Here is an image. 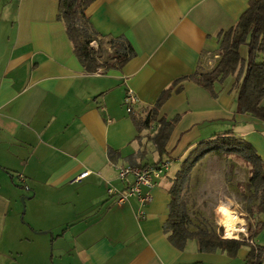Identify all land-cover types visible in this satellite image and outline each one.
Here are the masks:
<instances>
[{"label":"crops","instance_id":"1","mask_svg":"<svg viewBox=\"0 0 264 264\" xmlns=\"http://www.w3.org/2000/svg\"><path fill=\"white\" fill-rule=\"evenodd\" d=\"M249 1L94 0L85 14L102 51L108 55L107 40L122 36L135 55L119 69L89 73L57 19L58 0H0V242L23 225V194L29 231L12 235L25 249L0 250V264L245 263V245L229 257L200 252L194 240L182 250L170 243L167 173L143 188L151 196L143 206L135 197L117 204L107 188L121 191L133 181L120 180L117 167L163 160L180 167L199 141L219 132L248 141L264 161V121L235 112V76L215 82V95L184 78L212 70L218 34ZM246 50L239 47L242 58ZM170 85L156 118L179 119L160 155L150 138L156 125L138 132L134 120L144 119ZM128 88L138 97L131 113L123 102ZM150 143L156 156L149 161ZM258 220L251 241L263 244L264 213Z\"/></svg>","mask_w":264,"mask_h":264},{"label":"trees","instance_id":"2","mask_svg":"<svg viewBox=\"0 0 264 264\" xmlns=\"http://www.w3.org/2000/svg\"><path fill=\"white\" fill-rule=\"evenodd\" d=\"M93 1L58 0L57 19L63 23L66 35L72 44L73 53L86 72L119 69L135 55V51L124 37L110 38L107 44L111 52L104 60L100 59L103 42L85 14L86 8ZM218 37L219 58L212 70L196 71L184 78L192 79L215 95L213 89L215 82H223L227 77L235 76L237 91L235 112L248 114L264 121V0H250L247 9L240 15L237 22L220 32ZM92 41L97 42V49L91 45ZM241 45L247 48L245 58H242L239 53ZM184 78L176 80L172 85ZM171 89L170 85L160 93L153 108L144 119L134 120L138 132L156 125V131L150 138L160 155L165 153L166 142L174 124L179 119V115L169 120L156 118L158 108ZM154 122L156 124H151ZM211 153L240 159L248 166L249 177L245 187L251 190L258 201L251 209L255 227L247 228L248 237L245 240L223 238L222 228L218 231L208 226L190 229L191 218L186 211L182 192L194 166ZM168 193L170 195L169 214L164 224V231L174 247L182 250L188 241L194 240L200 252L222 251L229 257H235L238 249L245 245L249 249L244 264H264V243L256 244L251 241L262 226L258 220V214L264 213V161L251 143L231 132L215 133L210 138L199 141L181 162Z\"/></svg>","mask_w":264,"mask_h":264},{"label":"rangeland","instance_id":"3","mask_svg":"<svg viewBox=\"0 0 264 264\" xmlns=\"http://www.w3.org/2000/svg\"><path fill=\"white\" fill-rule=\"evenodd\" d=\"M100 55L101 60L107 56L102 50ZM150 145L152 146L151 143L146 146V158L149 161L156 156ZM178 164L171 162L167 176L174 177L179 168ZM248 177V166L240 159L213 153L203 157L192 169L188 183L182 192L186 211L191 218L190 229L208 226L218 231L219 228H222V234H224L225 229L221 221L226 216L233 215L239 217L237 226L241 227L248 235L247 228L253 229L255 227V219L251 215V209L258 201L251 190L245 187ZM24 197L26 195H20L17 200L18 218L23 225H20L21 227L16 231H10V229L6 231L4 240L0 242V250L25 249L24 245L16 239H12L16 233L19 235L29 233L27 227H24L28 219ZM237 237L243 239L245 234L234 233L233 238Z\"/></svg>","mask_w":264,"mask_h":264},{"label":"built area","instance_id":"4","mask_svg":"<svg viewBox=\"0 0 264 264\" xmlns=\"http://www.w3.org/2000/svg\"><path fill=\"white\" fill-rule=\"evenodd\" d=\"M91 45L97 49V42L92 41ZM100 71V70H98ZM96 71V72H98ZM124 106L127 112H133L134 106L138 102V97L134 93V91L130 88L126 90L124 99ZM169 160H163L155 164L145 165L142 167H134V166H120L117 167V177L120 180H124L127 176H132L133 181L127 185V187L121 191L117 190L113 186H109L107 188V192L109 195L115 197V201L117 204H122L127 201L131 197H135L141 206L145 205L147 202L151 200V196L149 192L143 191V188H151L157 184L158 180L164 176L169 169ZM88 172H84L78 178L83 177ZM138 216L143 217V212L140 211L137 213ZM223 238H226L225 230L224 234H222ZM247 234H245V238L247 239ZM238 239V238H237Z\"/></svg>","mask_w":264,"mask_h":264},{"label":"bare ground","instance_id":"5","mask_svg":"<svg viewBox=\"0 0 264 264\" xmlns=\"http://www.w3.org/2000/svg\"><path fill=\"white\" fill-rule=\"evenodd\" d=\"M227 215V214H226ZM225 217V216H224ZM235 219L236 217L233 216V215H228L226 216L224 219H223V222H222V225L225 229V234H226V237L228 238H233V234L234 233H243V234H246L245 231H242L240 232V228L239 226L236 225L235 223ZM229 233H231V237H229ZM238 238V237H237Z\"/></svg>","mask_w":264,"mask_h":264},{"label":"clouds","instance_id":"6","mask_svg":"<svg viewBox=\"0 0 264 264\" xmlns=\"http://www.w3.org/2000/svg\"><path fill=\"white\" fill-rule=\"evenodd\" d=\"M240 223H243V221H240ZM240 231H243V229L241 228ZM229 237H231V233H229Z\"/></svg>","mask_w":264,"mask_h":264},{"label":"water","instance_id":"7","mask_svg":"<svg viewBox=\"0 0 264 264\" xmlns=\"http://www.w3.org/2000/svg\"><path fill=\"white\" fill-rule=\"evenodd\" d=\"M23 201V200H22Z\"/></svg>","mask_w":264,"mask_h":264}]
</instances>
